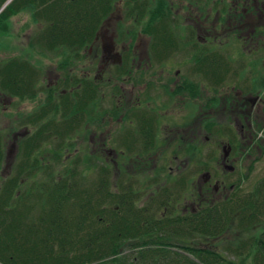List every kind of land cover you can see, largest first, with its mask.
I'll return each instance as SVG.
<instances>
[{"label":"trees","instance_id":"obj_1","mask_svg":"<svg viewBox=\"0 0 264 264\" xmlns=\"http://www.w3.org/2000/svg\"><path fill=\"white\" fill-rule=\"evenodd\" d=\"M119 3L137 14L139 22L149 21L144 29L154 39L153 61L160 62L164 48L174 54L173 43L160 41L167 35H161L159 21L171 20L163 0H0V11L5 7L0 12V47L1 38L10 34L11 20L29 16L39 28L30 48L57 58L58 69L69 75L83 64ZM222 66L211 63L206 68L213 86L230 75L220 72ZM39 78L40 72L27 60L0 61V99L35 98ZM74 86L72 94L60 97V104L48 103L41 109L37 122L34 117L27 120L36 125L54 114L50 124L18 143L6 179L1 170L8 160L10 131L0 133V264H247L249 260L264 264L263 232L257 251L249 240L224 251L212 244L232 227L248 232L259 226L264 231V180L249 185L247 191L241 189L240 179L231 181L236 188L226 200L207 201L209 194L200 199L201 194L192 193L190 201H183L189 195L186 177L162 189L159 201L152 197L142 203L133 184L137 175L130 174L129 179L126 175L119 179V191L113 193V170L106 163L82 154L62 156L66 137L75 136V126L85 122L88 111L98 104V117H105L100 106L102 88L88 80ZM137 113L132 116L139 127L132 144L137 148L126 149L136 153L143 145L148 153L155 147L157 115L150 117L140 109ZM229 134L234 147L242 143Z\"/></svg>","mask_w":264,"mask_h":264},{"label":"rangeland","instance_id":"obj_2","mask_svg":"<svg viewBox=\"0 0 264 264\" xmlns=\"http://www.w3.org/2000/svg\"><path fill=\"white\" fill-rule=\"evenodd\" d=\"M168 1L170 2V0ZM174 1L176 4L178 0ZM11 21L10 34L1 38L3 47H0V61L27 60L35 68V71L40 72V78L37 86L39 92L35 98L24 101L0 99V133L9 134L10 131V140L6 149L8 160L1 170L5 179L9 178L15 164L18 143L25 139V135L37 133L42 126L50 124L54 120V114H47L46 119L36 123V125L29 124L27 120L34 117V121L37 122L41 116V109H44L48 103L60 104V97L65 94L67 96L72 94L75 90V83L80 84L85 82L87 78H96L98 86L102 88L100 106L104 110L105 117L102 119L98 117V104L94 111H88L85 124L80 123L75 126L76 130L72 133L75 136L66 137V146L62 156L65 157L67 154L69 157L80 158V154H82L83 158H97L111 169L115 168L111 178L113 193L119 191L117 189L119 188V179L125 175L129 179L130 174L137 175L133 184L137 188L135 191L140 195L139 198L142 203L150 201L152 197H155V201H159L158 197L163 196L162 189L186 177L189 179V195L183 201H190L189 197L192 193L194 195L199 193L202 195L200 199H207L205 196L207 192L213 193L215 181L225 180V186L228 189L231 181L240 179L242 182L241 189L247 191L249 185H258L261 180H264V150H262L264 149V30H262L263 34L257 52L249 54L246 49L243 51L240 46L228 45L227 49L230 50L228 54L231 57L236 56V59L242 57V65H239V62L238 65L232 62L231 68L234 73L223 79L222 86L207 88L206 93L200 97V101L193 106V108L196 107L194 110L196 114L193 115L196 120L194 118L185 120L184 112L179 111L177 105L174 106L173 110L168 113L170 119L164 123V127L160 128L161 130L157 134L155 147L148 153L138 154V152L129 153L123 149V146L119 147L116 143L125 134L124 127L128 129L131 127L132 132L137 130L135 121L129 123L127 120H123L124 113L132 107L138 94L144 92L142 86L148 81L157 79L152 77V72L159 76L161 85H165L170 83V80L176 79L175 72L177 70L173 62H168L160 67L153 64L152 69L148 65L150 63L148 57L150 39L146 37L144 27L149 21L139 22L137 14L133 15L130 9L125 8L124 3H119L115 12L102 27L95 44L87 51L83 64H79L78 69H74L69 75L68 72L64 73L58 69L57 58L40 55L36 50L30 48V39L38 32L39 28L29 16L13 18ZM253 23L255 28L258 26L264 28V17L259 19V22L253 21ZM219 44V42L216 43L217 46ZM216 47L212 50H215ZM111 48H114L115 52L119 54V61L115 64L112 60L106 59L108 56L112 57L109 55ZM221 52H224V48ZM113 55L116 54L113 52ZM228 59L226 61H229ZM126 64L128 67L125 66ZM218 64L223 65L220 68L221 73H231L223 60H220ZM189 66L188 72L190 73L194 72L195 69H203V67L194 64ZM180 69L183 70L182 67ZM129 70L137 72L129 77L127 73ZM198 83L200 84V81ZM234 85L243 86V88L244 85L251 87V89H246L251 90L249 92L251 103H247L242 111H238L236 107L231 105L233 94L229 86ZM206 86L209 87L207 83ZM210 97L212 99L217 97L218 103L221 101L223 105L212 110L211 118L209 117L210 122L203 121L201 124L199 120L197 122L199 118L197 113L203 106L202 103L205 101L207 103ZM227 100L230 102L227 103ZM169 110L167 109V111ZM156 111L159 112V109ZM60 114L65 117L64 109L60 110ZM68 119L65 118L64 120L67 121ZM31 120L29 121L33 122ZM57 120L59 123L63 121L59 120L58 115ZM24 121H27L26 127H24ZM187 121H190V127L192 126L191 128L194 127L193 129L196 130L197 138L194 142L174 139L176 134L173 136L171 133L182 131L181 125H185ZM229 132L234 134L235 138L242 143L234 147L235 145L233 146L230 142ZM177 134L178 137L181 135L180 133ZM252 141L251 145L248 144ZM231 145L237 149V152L231 149ZM226 154L227 157H225ZM224 158L225 160L228 158L227 166L235 168V173L232 174V176L234 175L233 180L221 177V174L229 171L228 168H225ZM210 175L213 177V181H210L208 185L207 179ZM146 188L147 196L144 194ZM220 195L217 194L213 198L222 201L218 199ZM186 205H189L188 202ZM260 229L261 227L257 226L248 232H240L232 227L221 240L214 241L215 243L212 244L220 246L221 250L224 251L226 250L224 248H233L242 241L249 240L252 243L251 249L257 251L259 242L262 240L259 235L261 232L264 235V231ZM247 264H253V261L249 260Z\"/></svg>","mask_w":264,"mask_h":264},{"label":"flooded vegetation","instance_id":"obj_3","mask_svg":"<svg viewBox=\"0 0 264 264\" xmlns=\"http://www.w3.org/2000/svg\"><path fill=\"white\" fill-rule=\"evenodd\" d=\"M166 2L167 3H165L166 5L164 6V9L171 12V20L166 23L159 21L160 33L162 32L161 35H167V37H161L160 41H168L171 44L173 43L174 54L166 52L170 50V48H164V56H162L160 62L157 63L156 61H153L149 48L148 57L150 59V63L148 65L152 69L153 64L160 67L164 66V64H167L168 62H173V64L175 63L174 67H177V70L175 72L176 79L174 80H176V82H174V80H170V83L161 85L159 82L160 78H158L159 76L152 72V77L157 79L148 81L144 84V86H142L144 88V92H140L138 94V97L132 104V107L127 110L123 116V120H127L130 123V121L134 122V117L132 116H134V114H138V109L142 110L150 117L151 115L154 116V114L157 115L154 119L157 128V133H155V142L157 134L161 130L160 128L164 127V123L170 119V115H168V113L173 110L174 106L177 105L179 111L184 112L185 120H191L193 118L196 120V117L193 116L196 114V112H194L196 107L193 108V106L196 102L200 101V97L206 93L207 88H216L215 86H217H213L211 84L209 77L210 70L206 69L208 66H211V63H218L220 60H223L230 67V75L234 73L231 68L232 62L235 65H238V62L239 65H242V57L236 59V56L231 57L228 54L230 51L227 49L228 45L232 44L234 46L236 45V47L240 46L243 51L246 49L249 54L257 52V50H259V41L263 34L262 30H264L263 27L259 28L258 26L255 28L253 26V21L259 22V19L264 17V0H178L176 4H174V0H170V2L167 0ZM175 6L178 8H175ZM162 9L163 8L161 7V10ZM146 37L150 39L149 47H151L152 40L154 39H151V36L149 37L147 33ZM218 42L220 44L217 46L216 43ZM215 47V50H218L219 52L212 50ZM223 48L224 52H221ZM106 52L107 51L105 50V53ZM113 52L116 55H113ZM109 53L112 57L108 56L106 58L108 61L112 60L114 64L119 61V54L115 52L114 48H111ZM227 59L229 61H226ZM193 64L195 66L203 67V69H195L192 73L188 72V68L190 67L189 65ZM180 67H182L183 70H181ZM136 72L137 71L132 72L131 70L127 71L129 77H132ZM87 80L98 85L96 78H87ZM199 81L200 84L198 83ZM206 83L209 87L206 86ZM218 86L221 87L222 85L219 84ZM229 88L230 90L232 89L231 92L233 94L231 105H233L234 108L236 107L238 111H242L247 103H251V97L249 96V92H251V90H246L251 89V87L244 85L243 88V86L234 85L229 86ZM213 102L217 105L213 106ZM218 102L219 99L217 97H214L213 99L210 97L207 100V103L206 101L202 103L203 106L199 109V112L197 110L199 117L197 122L198 120L201 124L203 121L210 122V118L213 113L212 110L223 105V102ZM229 102L230 101L227 100V103ZM156 109H159V112L156 111ZM167 109L170 110L167 111ZM147 120L148 119H146V121ZM190 124L191 122L187 121L185 125H181L183 130L177 131V133L181 134L179 137L176 132L171 133L173 136L176 134L174 139L179 141L191 140L194 142L197 138V133L196 130L193 129L194 127H190ZM138 128L139 127H137L136 131L134 130L132 132L131 127H129V129L124 127L125 134H123V137L116 142L118 146H123V149L126 151V147L137 148V145L132 146V144L135 143L133 139L139 136ZM28 136L29 135H25L24 138H27ZM251 143H253V141L248 142L250 145ZM257 146L260 148L258 144ZM231 149L234 152H237L232 145ZM135 152H138L139 154L147 153L145 152L143 145H140V151L136 150ZM227 162L228 158L224 161V165L225 168L229 169V171L221 174L223 179L234 178V175L232 176V174L235 173V168L227 166ZM210 181H213V177H211V175L208 176L207 179L208 185ZM215 183L216 185L213 189V193L207 192V195L209 194L207 201H217L213 198V196L215 197L217 194H221L218 199L226 200L230 193L236 188V184H230L228 186V190L225 186V180H221V182L215 181ZM126 186L130 187L129 183H127ZM227 190L229 191L228 193L226 192ZM207 191H209V189H207ZM144 194L147 196L146 192H144Z\"/></svg>","mask_w":264,"mask_h":264},{"label":"water","instance_id":"obj_4","mask_svg":"<svg viewBox=\"0 0 264 264\" xmlns=\"http://www.w3.org/2000/svg\"><path fill=\"white\" fill-rule=\"evenodd\" d=\"M5 8V7H4ZM228 155L226 154L225 157H227Z\"/></svg>","mask_w":264,"mask_h":264}]
</instances>
